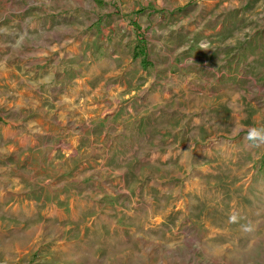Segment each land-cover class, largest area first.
I'll return each mask as SVG.
<instances>
[{
    "label": "rangeland",
    "instance_id": "rangeland-1",
    "mask_svg": "<svg viewBox=\"0 0 264 264\" xmlns=\"http://www.w3.org/2000/svg\"><path fill=\"white\" fill-rule=\"evenodd\" d=\"M250 126L264 0H0V264H264Z\"/></svg>",
    "mask_w": 264,
    "mask_h": 264
},
{
    "label": "clouds",
    "instance_id": "clouds-1",
    "mask_svg": "<svg viewBox=\"0 0 264 264\" xmlns=\"http://www.w3.org/2000/svg\"><path fill=\"white\" fill-rule=\"evenodd\" d=\"M239 125L233 128V135H238L241 131H243ZM245 139L250 142L252 147H260L264 145V126L256 127L250 126L246 130Z\"/></svg>",
    "mask_w": 264,
    "mask_h": 264
},
{
    "label": "trees",
    "instance_id": "trees-1",
    "mask_svg": "<svg viewBox=\"0 0 264 264\" xmlns=\"http://www.w3.org/2000/svg\"><path fill=\"white\" fill-rule=\"evenodd\" d=\"M144 54H145V52H144ZM145 55H146V54H145ZM145 55H143L144 59H143L142 63H147V61H146V59H145V58H146ZM133 58H134V59H138V58H140V54L137 53V52H134Z\"/></svg>",
    "mask_w": 264,
    "mask_h": 264
},
{
    "label": "built area",
    "instance_id": "built-area-1",
    "mask_svg": "<svg viewBox=\"0 0 264 264\" xmlns=\"http://www.w3.org/2000/svg\"><path fill=\"white\" fill-rule=\"evenodd\" d=\"M115 2H121V1H123V0H114Z\"/></svg>",
    "mask_w": 264,
    "mask_h": 264
}]
</instances>
